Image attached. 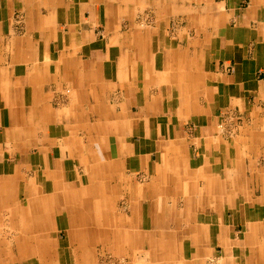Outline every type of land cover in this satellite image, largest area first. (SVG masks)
<instances>
[{
    "label": "crops",
    "instance_id": "1",
    "mask_svg": "<svg viewBox=\"0 0 264 264\" xmlns=\"http://www.w3.org/2000/svg\"><path fill=\"white\" fill-rule=\"evenodd\" d=\"M261 71L264 0H0V222L8 178L49 215L21 264L109 247L125 264H264ZM111 197L115 223L72 207Z\"/></svg>",
    "mask_w": 264,
    "mask_h": 264
},
{
    "label": "bare ground",
    "instance_id": "2",
    "mask_svg": "<svg viewBox=\"0 0 264 264\" xmlns=\"http://www.w3.org/2000/svg\"><path fill=\"white\" fill-rule=\"evenodd\" d=\"M14 137L15 136L13 135L12 139H15ZM7 147H9V145H6L5 149H7ZM10 179L11 178H8L4 181L6 183H9L7 184V186L6 183H4V185L6 186V191L4 194V201L6 203V214L3 215L2 220L0 222V264H21L23 260L28 261L36 257V248L40 247L41 242L45 243L46 245L49 244V241L45 238V235L41 236V234L37 233V230L39 229H36L40 228V225H43L44 227L47 226V218L49 217V215L47 214L48 209L44 207V201L38 208L39 203H37L36 200H27L25 202V207L22 208V205L19 203V201H16L15 198V195H17V190L15 189V187H13L14 181ZM2 185L3 184L0 183V195L3 193V191H1L4 188ZM64 185L66 187L68 186L67 184ZM31 202H34V204H31ZM52 202L53 200L49 199V203L51 204ZM75 203L78 206L80 204H83L84 206H90L93 216L95 215L97 218L105 216H102L103 212L101 208L103 206H105L104 210L107 212L112 210L109 209V206H107L106 203H104L103 199L95 201V199L92 198V200L88 199L85 203L83 202V200L76 202V199H74L72 201V207H77L75 206ZM30 205L35 207V209L38 208L36 210V213L35 210L30 207ZM28 208H30L34 214L27 216L25 210L28 212ZM108 219L109 222H116L113 217H111V214L108 215ZM50 247L53 249L54 245L51 244ZM85 255H82V257H84ZM101 256L102 257L98 261V264H105V261H107L106 259L108 257L105 253ZM69 264L77 263L70 262ZM88 264L93 263L90 262Z\"/></svg>",
    "mask_w": 264,
    "mask_h": 264
},
{
    "label": "rangeland",
    "instance_id": "3",
    "mask_svg": "<svg viewBox=\"0 0 264 264\" xmlns=\"http://www.w3.org/2000/svg\"><path fill=\"white\" fill-rule=\"evenodd\" d=\"M245 5L247 6V2H245L244 3V7H245ZM144 9L142 8V11H143ZM144 14V15H143ZM145 17V18H144ZM143 18V19H142ZM138 19H141V21H142V23H141V25H146V26H148V25H150V23L152 22V20H151V18H150V14L148 13V12H145V13H142V15L138 18ZM145 23V24H144ZM190 33H193V31L191 30V29H189V34ZM261 74L259 75L260 76V78H264V71H261L260 72ZM236 121H237V125L238 126H240L241 125V123H242V119L239 117V118H237L236 119ZM236 125V126H237ZM221 126H223L222 124H221ZM236 126H232L231 128H229V127H225L224 128V134L226 135V136H235L236 134H238V133H236V131H234L233 129H235L236 128ZM84 168H81V171L83 172L84 170H83ZM94 174H95V172H96V168H93V171H92ZM99 178H102L100 175L98 176ZM143 180V179H142ZM113 184V183H112ZM94 185H96V183H93V186ZM105 185H107V184H104L103 183V186H105ZM106 195V194H105ZM107 196V195H106ZM108 199V201L111 203L110 204V208L112 209V211L114 212L113 213V215H112V217H113V219L115 220V221H117V214H116V211H118V209H122V208H124L125 207V202H124V199H116L115 197H111V198H107ZM100 200V199H99ZM103 200H105V202L107 201L106 199H103ZM102 203V202H101ZM115 208H116V210H115ZM118 208V209H117ZM99 240V239H98ZM97 242V241H96ZM100 242V241H99ZM85 248H89V249H92L93 248V250L94 251H99V250H102V248H105V247H100V246H96V245H94V247H92V246H88V247H85ZM95 248H96V250H95ZM109 250H111V251H109V252H107V249H106V255H107V261H105V264L107 263V264H125L124 262H123V260H122V256L120 255V254H118V251H117V247H113V248H108ZM99 258V257H98ZM93 264H98V261H96V259H95V261H94V263Z\"/></svg>",
    "mask_w": 264,
    "mask_h": 264
}]
</instances>
